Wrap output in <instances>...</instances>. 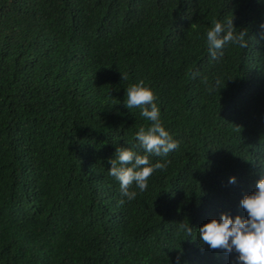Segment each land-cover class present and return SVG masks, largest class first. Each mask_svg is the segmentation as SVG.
<instances>
[{
    "label": "trees",
    "instance_id": "16d2710c",
    "mask_svg": "<svg viewBox=\"0 0 264 264\" xmlns=\"http://www.w3.org/2000/svg\"><path fill=\"white\" fill-rule=\"evenodd\" d=\"M231 16L248 46L214 60ZM261 25L264 0H0V264H235L198 229L247 219L264 168ZM140 80L179 147L121 205L109 160L150 124L124 107Z\"/></svg>",
    "mask_w": 264,
    "mask_h": 264
},
{
    "label": "clouds",
    "instance_id": "9594fccd",
    "mask_svg": "<svg viewBox=\"0 0 264 264\" xmlns=\"http://www.w3.org/2000/svg\"><path fill=\"white\" fill-rule=\"evenodd\" d=\"M261 27L264 28V25ZM246 35V30H237L233 26L232 16L224 21L216 20L206 31L207 52L215 60L218 54L223 55V49L227 45L246 48ZM196 75L198 73H193L194 77ZM121 76L122 80L127 79L126 76ZM204 83H207L206 77ZM208 90L211 92L213 88L209 87ZM126 96L124 107L129 110L138 108L140 116L150 121V124L139 127L135 134L137 143L132 148L117 147L114 158L109 160L111 167L108 175L119 184L122 199L118 203L121 205L125 203V199L129 202L136 199V189L141 193L146 191L149 180L157 170H166L169 161L153 163L151 157H167L179 147V142L163 126L156 94L143 80L131 84L126 89ZM137 148L139 152L135 150ZM260 169V179L256 182L255 191L245 195L239 202L247 212V219H242L239 215L233 219L223 213L219 220L212 219L198 229L201 243L210 249L222 250L228 254L235 250L238 253L235 264H264V168ZM229 183H236L235 177H230ZM177 230L188 236L193 231L187 220L179 223Z\"/></svg>",
    "mask_w": 264,
    "mask_h": 264
}]
</instances>
